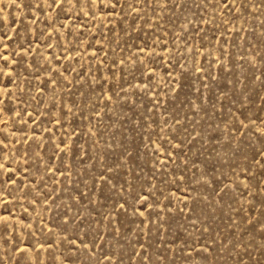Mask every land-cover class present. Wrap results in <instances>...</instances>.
<instances>
[{"label": "rangeland", "instance_id": "374dc122", "mask_svg": "<svg viewBox=\"0 0 264 264\" xmlns=\"http://www.w3.org/2000/svg\"><path fill=\"white\" fill-rule=\"evenodd\" d=\"M0 264H264V0H0Z\"/></svg>", "mask_w": 264, "mask_h": 264}]
</instances>
